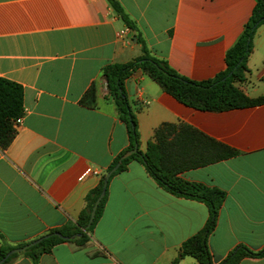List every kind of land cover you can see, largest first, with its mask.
I'll return each instance as SVG.
<instances>
[{"label": "crops", "instance_id": "crops-1", "mask_svg": "<svg viewBox=\"0 0 264 264\" xmlns=\"http://www.w3.org/2000/svg\"><path fill=\"white\" fill-rule=\"evenodd\" d=\"M118 1L150 53L197 83L226 70V54L257 4ZM252 43L239 88L256 101L264 99V24ZM142 56L135 33L107 0H0V77L23 87L25 107L16 138L0 150V247L30 242L79 220L89 193L131 145L105 69ZM125 91L141 152L164 124L192 127L238 152L176 176L225 194L209 238L214 264L241 246L264 249V103L223 112L194 109L142 69L125 81ZM106 194L91 240L85 246L59 244L39 264H200L182 258L181 247L205 227V203L171 194L138 159L110 179ZM11 264L34 263L21 254ZM239 264H264V257H245Z\"/></svg>", "mask_w": 264, "mask_h": 264}, {"label": "trees", "instance_id": "trees-1", "mask_svg": "<svg viewBox=\"0 0 264 264\" xmlns=\"http://www.w3.org/2000/svg\"><path fill=\"white\" fill-rule=\"evenodd\" d=\"M107 1L117 16L135 33L136 42L143 47L142 57L127 64L111 65L105 69L104 73L109 84L110 94L119 108L121 120L128 128L131 145L127 152L133 150L136 145L138 146V152L124 160L113 176L125 170L129 162L138 159L158 184L171 194L205 203L209 209V219L201 231L183 243L181 256L182 258L193 257L200 264H214L209 249V238L217 228L225 194L218 189H211L199 183L186 182L176 176L189 169L205 167L236 157L238 152L192 127L178 124H164L158 128L155 131L154 141L148 145L147 152H141L136 116L131 110L126 95L125 81L134 70L142 69L165 92L181 103L202 111L223 112L264 103V99L250 100L236 86L237 80L240 83L245 80L247 59L253 50V36L256 30L264 24V0H257L254 12L245 25L243 33L227 52L226 70L215 79L201 83L179 76L166 61L153 56L148 50L135 22L130 19L120 2L118 0ZM24 115L23 87L0 77V150L4 151L10 147L18 133L15 122ZM120 158L121 156L114 162L108 172L116 166ZM104 179L105 176L102 178L99 187L89 193L87 206L81 212L79 220L75 224L51 231L48 234L59 232L65 237L82 234L80 238L72 241L85 246L91 240V234L103 213L107 200L106 194L99 205L94 223L90 229L86 230L92 208L102 193ZM33 241L17 246L0 247V261L13 249L22 248ZM66 242L69 241L53 236L22 253V255L30 258L34 264H39L42 256L50 254L57 245ZM20 255L15 254L9 257L4 264H11ZM245 257L263 258L264 249L254 252L244 246L238 247L222 264H239ZM178 263L179 261H176L173 264Z\"/></svg>", "mask_w": 264, "mask_h": 264}, {"label": "water", "instance_id": "water-1", "mask_svg": "<svg viewBox=\"0 0 264 264\" xmlns=\"http://www.w3.org/2000/svg\"><path fill=\"white\" fill-rule=\"evenodd\" d=\"M137 152H138V146L136 145L133 150L128 151L124 155H122L120 160L116 164V166L110 172H108L107 175L105 176L102 193H101V195L99 196V198L97 199V201L95 202V204H94V206L92 208L90 220H89V223H88V225L86 227V230L90 229L92 224L95 221L99 205H100V203L102 202L103 198L106 195L107 187H108V184H109V181H110L112 175L121 167V165H122L124 160H126L129 157L133 156ZM53 236L59 237L60 239H63L65 241H72V240H75L77 238H80L82 236V234H76V235H73L72 237H65L59 232H55V233H52V234L45 235L43 237H40V238L34 240L33 242L29 243L28 245H26V246H24L22 248L13 249L12 251H10L6 255V257L4 259H2L0 261V264H4L9 257H11V256H13L15 254H22V253L26 252L27 250L31 249L32 247H35V246L39 245L43 241H45V240H47V239H49V238H51Z\"/></svg>", "mask_w": 264, "mask_h": 264}, {"label": "built area", "instance_id": "built-area-1", "mask_svg": "<svg viewBox=\"0 0 264 264\" xmlns=\"http://www.w3.org/2000/svg\"><path fill=\"white\" fill-rule=\"evenodd\" d=\"M127 32H122V34H126ZM22 121H23V117L16 120L15 125L17 128L22 124Z\"/></svg>", "mask_w": 264, "mask_h": 264}, {"label": "rangeland", "instance_id": "rangeland-1", "mask_svg": "<svg viewBox=\"0 0 264 264\" xmlns=\"http://www.w3.org/2000/svg\"><path fill=\"white\" fill-rule=\"evenodd\" d=\"M239 84H240V82H238V80H237V81H236V86L239 87ZM107 90H108V92L110 93V88H109V84H108V82H107Z\"/></svg>", "mask_w": 264, "mask_h": 264}]
</instances>
